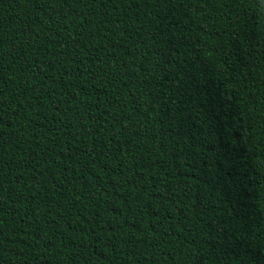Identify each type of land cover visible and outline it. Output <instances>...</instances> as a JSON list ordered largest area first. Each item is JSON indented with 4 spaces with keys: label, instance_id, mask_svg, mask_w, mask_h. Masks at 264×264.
<instances>
[{
    "label": "trees",
    "instance_id": "1",
    "mask_svg": "<svg viewBox=\"0 0 264 264\" xmlns=\"http://www.w3.org/2000/svg\"><path fill=\"white\" fill-rule=\"evenodd\" d=\"M0 121V264L264 262V0H0Z\"/></svg>",
    "mask_w": 264,
    "mask_h": 264
},
{
    "label": "snow or ice",
    "instance_id": "2",
    "mask_svg": "<svg viewBox=\"0 0 264 264\" xmlns=\"http://www.w3.org/2000/svg\"><path fill=\"white\" fill-rule=\"evenodd\" d=\"M0 122H2V121H0ZM246 240H247V238H244V240L241 241V244H242L245 248H247V244L245 243ZM253 259H255V258H253ZM256 264H264V262H262V261L259 260V259H256Z\"/></svg>",
    "mask_w": 264,
    "mask_h": 264
}]
</instances>
